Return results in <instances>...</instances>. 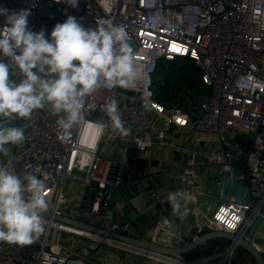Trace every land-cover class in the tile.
I'll return each mask as SVG.
<instances>
[{
	"label": "built area",
	"instance_id": "built-area-1",
	"mask_svg": "<svg viewBox=\"0 0 264 264\" xmlns=\"http://www.w3.org/2000/svg\"><path fill=\"white\" fill-rule=\"evenodd\" d=\"M0 7L30 9L29 29L48 36L68 15L85 28L111 17L126 27L143 66L132 87L93 92L85 120L70 130L47 108L10 121L26 139L0 161L10 160L21 179L33 174L45 182L47 212L166 248L211 232L233 236L223 251L186 263L52 217L29 247L0 241V264H98L89 248L112 245L144 257L142 264H233L245 239L264 258V0H79L75 8L63 0H0ZM178 60L192 62L211 89L191 115L156 96L159 65ZM110 99L119 102L126 135L110 122ZM177 190L191 194L183 221L167 200ZM141 217H149L147 225L135 226ZM162 217L178 225L174 237ZM74 239L92 244L83 249Z\"/></svg>",
	"mask_w": 264,
	"mask_h": 264
},
{
	"label": "clouds",
	"instance_id": "clouds-1",
	"mask_svg": "<svg viewBox=\"0 0 264 264\" xmlns=\"http://www.w3.org/2000/svg\"><path fill=\"white\" fill-rule=\"evenodd\" d=\"M63 2L75 8L79 0ZM30 15L27 8L0 7L4 17L0 28V156L4 157L10 155V146H20L26 139L25 129L10 126V121L31 118L35 110L47 108L61 117L64 130H70L85 120L86 100L98 88H130L143 72L126 27L113 18L102 17L94 28H85L68 15L48 36L44 29H29ZM104 108L111 124L126 135L119 102L110 99ZM10 163L0 161V241L24 245L45 230L46 187L33 174L21 179ZM190 199L185 190L169 192L172 216L185 220L189 210L184 205ZM161 222L166 235L174 237L178 225L167 217Z\"/></svg>",
	"mask_w": 264,
	"mask_h": 264
},
{
	"label": "trees",
	"instance_id": "trees-1",
	"mask_svg": "<svg viewBox=\"0 0 264 264\" xmlns=\"http://www.w3.org/2000/svg\"><path fill=\"white\" fill-rule=\"evenodd\" d=\"M174 70H178V72L174 74ZM155 80L157 99L166 106L177 105L190 115L198 106V102L211 94V89L202 82L200 71L190 61L161 62L155 74ZM147 221H149V217H141L136 220L135 226H146ZM227 242L222 239L210 241L206 246L186 255L185 262L191 263L198 258L210 256L218 248L220 252ZM138 259L143 263V258L139 257ZM233 264H256V262L248 252L240 248Z\"/></svg>",
	"mask_w": 264,
	"mask_h": 264
},
{
	"label": "water",
	"instance_id": "water-1",
	"mask_svg": "<svg viewBox=\"0 0 264 264\" xmlns=\"http://www.w3.org/2000/svg\"><path fill=\"white\" fill-rule=\"evenodd\" d=\"M115 202L112 207V214H113V222L116 219L115 212H114ZM44 218H54L55 221L61 222L70 226H74L76 228L100 235L106 239H110L113 241H117L126 245H130L145 251H149L154 254H158L164 257H170L174 258L178 261H185V256L194 252L200 247L206 246L208 242L222 239L231 241L233 240V236L228 233L223 232H211L208 234L203 235L199 239L183 246L179 247H173V248H166L162 247L156 244L151 243L146 238H136L131 237L123 234H119L116 232H113L111 229H103L97 225L89 224L85 221H81L78 219L71 218L69 215H52L50 212L43 213ZM262 222V219L259 218L258 221L255 223V225L250 230L248 237L251 238L253 234L255 233L256 229L259 227L260 223ZM5 245H20V244H9L7 242H3ZM24 246L29 247L27 244H24ZM240 248L245 250L250 254V256L255 260L256 264H264V258L263 256L250 244V242L245 239L240 243ZM37 249V248H36ZM101 249V246L97 247L96 249L89 248L91 255L97 253Z\"/></svg>",
	"mask_w": 264,
	"mask_h": 264
},
{
	"label": "rangeland",
	"instance_id": "rangeland-1",
	"mask_svg": "<svg viewBox=\"0 0 264 264\" xmlns=\"http://www.w3.org/2000/svg\"><path fill=\"white\" fill-rule=\"evenodd\" d=\"M177 72L178 70H174V74H176ZM179 73L182 72L179 71ZM74 240L77 243H82L83 249H86L87 247H89V245L92 244V242L89 240H81V239H77V241L76 239ZM90 256L91 259L98 264H104V263L105 264H139L141 263V260L138 258L139 257L144 258L142 256H136V254H132V253L130 254V252L126 250L122 251L118 249L115 245L103 246L102 249H100L97 253L92 254Z\"/></svg>",
	"mask_w": 264,
	"mask_h": 264
},
{
	"label": "bare ground",
	"instance_id": "bare-ground-1",
	"mask_svg": "<svg viewBox=\"0 0 264 264\" xmlns=\"http://www.w3.org/2000/svg\"><path fill=\"white\" fill-rule=\"evenodd\" d=\"M103 240H107V239H103ZM108 242H110L109 240H107Z\"/></svg>",
	"mask_w": 264,
	"mask_h": 264
},
{
	"label": "crops",
	"instance_id": "crops-1",
	"mask_svg": "<svg viewBox=\"0 0 264 264\" xmlns=\"http://www.w3.org/2000/svg\"><path fill=\"white\" fill-rule=\"evenodd\" d=\"M137 209V208H136Z\"/></svg>",
	"mask_w": 264,
	"mask_h": 264
}]
</instances>
